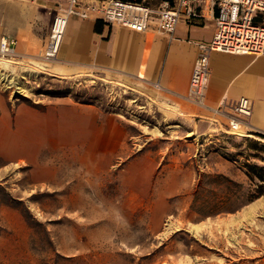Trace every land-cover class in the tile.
I'll use <instances>...</instances> for the list:
<instances>
[{
    "label": "rangeland",
    "instance_id": "obj_1",
    "mask_svg": "<svg viewBox=\"0 0 264 264\" xmlns=\"http://www.w3.org/2000/svg\"><path fill=\"white\" fill-rule=\"evenodd\" d=\"M65 3L0 0V26L24 22L31 37L17 39L33 42L28 57L15 52L6 67L0 55L2 71L19 75L28 89L13 97L0 82V98L41 108L70 96L112 114L117 95L111 82L70 83L40 72L42 46ZM119 113L128 124L116 138L121 155L110 168L96 166L90 145L73 147L56 182L37 181L48 178L44 169L0 158V264H264V138L229 133L224 116L217 117L216 130L190 117L176 132L179 127L155 121L157 127L141 124L142 116L130 110ZM134 147L154 152L159 166L177 163L178 169L135 174L128 165Z\"/></svg>",
    "mask_w": 264,
    "mask_h": 264
},
{
    "label": "crops",
    "instance_id": "obj_2",
    "mask_svg": "<svg viewBox=\"0 0 264 264\" xmlns=\"http://www.w3.org/2000/svg\"><path fill=\"white\" fill-rule=\"evenodd\" d=\"M198 11V17L182 13L171 34L160 32L154 25L137 32L125 26L105 24L102 20L101 31L97 32V17L71 16L58 55L55 59L40 60V72L70 83L78 78L81 83L92 80L102 87L111 82L117 95L116 111L108 114L97 103L78 102L70 96L50 99L41 108L8 104L0 98V158L7 164H31L35 169H44L48 171V178L37 181L56 182L62 176L61 169L72 159L73 147L90 145V159L97 160L96 166L110 168L114 158L121 155L120 144L114 146L116 138L128 124L121 118L122 109L140 114L142 118H137V122H146L151 127H157L155 121L165 128L179 127L173 131L183 132V123L192 117L194 121L198 118L199 126L216 130L219 123L212 120L210 108L223 96L250 98L253 111L246 130L264 133V54L211 52L205 106L185 98L198 43L208 42L215 31L212 12L208 8ZM25 27L24 22L5 29L0 26V37L8 35L17 39L20 34L31 37ZM30 45L33 42L17 39L14 50L19 57H28ZM122 96L127 103H122ZM222 125L227 128L225 120ZM151 127L146 135L151 134ZM75 132H79V137H75ZM247 134L251 135H243ZM152 137L156 136L149 138ZM165 137L173 143L171 135ZM135 149L128 162L130 167L137 169L135 174L151 176L158 168L170 166L178 169L177 163L165 162L159 166L154 152ZM48 152L54 155L51 153L47 160Z\"/></svg>",
    "mask_w": 264,
    "mask_h": 264
},
{
    "label": "built area",
    "instance_id": "obj_3",
    "mask_svg": "<svg viewBox=\"0 0 264 264\" xmlns=\"http://www.w3.org/2000/svg\"><path fill=\"white\" fill-rule=\"evenodd\" d=\"M208 8L214 16L215 31L208 42L198 43V53L190 76L185 98L205 106L210 80V54L213 51L233 54H264V0H66L52 19L42 56L54 59L58 55L71 16H95L108 25H120L137 32L154 25L171 34L182 13L200 16L199 9ZM15 37H0V55L15 56ZM213 118L224 116L229 133L243 136L253 103L247 96L233 100L223 96L210 108Z\"/></svg>",
    "mask_w": 264,
    "mask_h": 264
},
{
    "label": "bare ground",
    "instance_id": "obj_4",
    "mask_svg": "<svg viewBox=\"0 0 264 264\" xmlns=\"http://www.w3.org/2000/svg\"><path fill=\"white\" fill-rule=\"evenodd\" d=\"M1 58H3V57H1ZM8 59H10V58H8ZM8 59H7V57H4L2 59V61L4 62V67L7 66V62L8 63L11 62ZM0 82H2L6 86V88H10V92H11V95L13 97L23 96V95H25V91L28 90L25 87V85H24V83L21 80V77L19 75L18 76L17 75L16 76L15 75H11L10 73L2 71V68H0ZM251 206H252V203H251L250 207Z\"/></svg>",
    "mask_w": 264,
    "mask_h": 264
},
{
    "label": "trees",
    "instance_id": "obj_5",
    "mask_svg": "<svg viewBox=\"0 0 264 264\" xmlns=\"http://www.w3.org/2000/svg\"><path fill=\"white\" fill-rule=\"evenodd\" d=\"M101 26H102V21L100 19H97L95 22V31L100 32L101 31ZM258 136L261 138H264V134L262 133H257ZM244 136H249V135H244ZM261 194L264 192H260Z\"/></svg>",
    "mask_w": 264,
    "mask_h": 264
}]
</instances>
